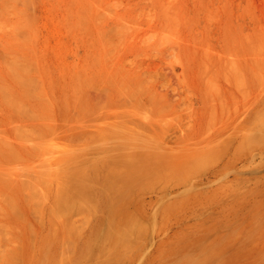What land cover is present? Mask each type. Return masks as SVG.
I'll list each match as a JSON object with an SVG mask.
<instances>
[{"label":"rangeland","instance_id":"rangeland-1","mask_svg":"<svg viewBox=\"0 0 264 264\" xmlns=\"http://www.w3.org/2000/svg\"><path fill=\"white\" fill-rule=\"evenodd\" d=\"M0 264H264V0H0Z\"/></svg>","mask_w":264,"mask_h":264},{"label":"bare ground","instance_id":"bare-ground-1","mask_svg":"<svg viewBox=\"0 0 264 264\" xmlns=\"http://www.w3.org/2000/svg\"><path fill=\"white\" fill-rule=\"evenodd\" d=\"M236 65V64H235ZM248 70V69H247ZM246 70V71H247ZM246 74H247V72H246ZM232 78V77H231ZM233 79V78H232ZM231 79V80H232ZM233 84V83H232ZM236 84V83H235ZM240 84V83H239ZM233 86H234V84H233ZM242 88V87H241ZM245 88V87H244ZM236 90V89H235ZM243 92V91H242ZM244 93H245V95H246V91H244ZM232 95V94H231ZM233 115V114H232ZM245 116V118L243 119V124H244V129H243V131H242V133H241V135H239L238 136V141H237V145L234 147V150L232 151V153L229 155V157H228V159H227V161L224 163L225 165H224V168L225 167H227L226 165H229L230 167H229V171H230V175H231V177H228V176H226L225 177V179H226V181H227V184H230V190H229V196H231L232 198L234 197L233 196V194H235L236 192H234V182H241V184H243L242 186L243 187H245V189H246V186H248V184H249V177H248V175H250V171L248 172V174H246L245 172H246V169H245V167L243 166V168L244 169H242L241 167L238 169L237 167L239 166V165H244V164H246L247 166H248V164L249 163H251V162H253V158H251V156L249 155V153L248 152H246V153H243V156H241V157H239L238 158V160L237 159H235V154H236V152H237V150H236V148L242 143V142H246L247 140H248V136H246L245 134H246V130H247V128H246V122H247V120H248V116H247V114L246 115H244ZM232 117V116H231ZM230 120V119H229ZM229 123H230V121H229ZM237 131V130H236ZM214 135H216L217 136V134H213V136H209V138L211 137H214ZM166 139H167V137H165ZM171 139V138H170ZM206 139V138H205ZM205 139H202L201 141H198V144H199V146H198V144H195V145H197V146H195L194 145V143H193V145L195 146V147H193V146H191L190 148H183V149H180L179 151H177V155H178V157L181 159V162H180V165H183V166H188L189 164H191V163H197L200 159H201V154H203V153H205L208 149H209V147H210V144H209V142H211L210 140H212V139H210V140H208V141H206L205 143H204V140ZM207 139H208V137H207ZM246 139V140H245ZM199 142H202V144L201 143H199ZM164 143V142H163ZM171 143V142H170ZM169 143V144H170ZM197 143V142H196ZM212 143V142H211ZM166 144V143H165ZM168 144V145H169ZM183 147V146H182ZM161 154H162V156H161V158H160V161L162 160V161H166V160H170V157H172L171 156V154H167V153H165V152H161ZM253 164V163H252ZM251 164H249V166H250ZM249 169V168H248ZM250 170V169H249ZM219 171H220V169H218V168H216V169H214V168H212V169H210L207 173H205V175H204V177L202 178V179H200L199 181H205V182H202V183H209V182H211V181H213L218 175H219ZM229 171H228V173H229ZM227 173V174H228ZM203 179H205V180H203ZM199 184H201V182H199ZM196 185V184H195ZM178 186V185H177ZM192 186V185H191ZM193 186H194V184H193ZM188 187H186V189H187ZM197 188V187H196ZM200 188V187H199ZM241 188V187H240ZM176 189V188H175ZM192 189V188H191ZM237 190V189H236ZM168 191H170V190H168ZM182 191V190H181ZM180 191V192H181ZM184 191H182V193H183ZM178 193V192H177ZM188 193V192H187ZM170 194V193H169ZM174 194V193H173ZM181 194V193H180ZM175 195V194H174ZM156 196V195H155ZM172 196V195H171ZM159 197V196H158ZM169 197V196H168ZM174 197V196H173ZM176 197V196H175ZM178 197H179V194H178ZM159 199V198H158ZM172 199V198H171ZM151 200V199H150ZM172 200H176V199H172ZM130 201V200H129ZM215 203H218V202H215ZM214 204V203H213ZM216 205V204H215ZM197 210V209H196ZM204 214V213H203Z\"/></svg>","mask_w":264,"mask_h":264}]
</instances>
